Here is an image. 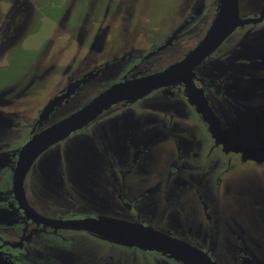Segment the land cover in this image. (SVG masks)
<instances>
[{"label":"rangeland","instance_id":"obj_1","mask_svg":"<svg viewBox=\"0 0 264 264\" xmlns=\"http://www.w3.org/2000/svg\"><path fill=\"white\" fill-rule=\"evenodd\" d=\"M259 2L247 0L244 4V0H240L239 5L244 6L242 11L245 8L247 12H255ZM219 5L220 0L216 13L215 0H0V194H10L14 166L9 162H15L19 150L29 142L44 106L62 93L70 80L100 70L99 79L84 85L68 108L77 110L103 93L121 74L120 65L113 66L112 63L128 56L124 58L126 65L133 68L137 62L136 52L144 55L151 51L154 45L165 42L189 17H195V10L203 9L202 16L194 18L177 42L155 56L148 67L150 74L166 70L199 46L213 19L218 17ZM230 44L241 47L238 52L244 53L248 59L242 61L241 54L231 56L229 67L248 77L234 76L236 83L231 97L238 98V102L245 106L240 110L229 101L231 113L235 115L233 126L229 128L244 133L242 140L249 142L248 145L261 146L264 144V23L250 25L244 32L233 35L198 69L213 62L215 56L223 54ZM106 62L107 68L104 67ZM134 73L131 78L144 75L140 71ZM254 75H258V79ZM172 87L141 92L113 105L84 128L41 154L27 177L36 182V197H40L33 200L28 196L32 207L50 219L110 217L136 223L131 222L132 218L126 213L123 216L107 211L113 206L104 196L97 202L87 201L89 198L85 196L86 212L76 214L64 206V195L60 194L59 200L51 202L47 190L56 183H75L89 193L96 190L101 195L97 182L102 176V164L106 158L95 148L98 146L95 136L98 134L101 140L106 139L107 147L120 154H124L127 148L132 147L135 138L140 137L151 149L154 148L152 154L155 157L151 156L150 162L155 163L152 164L160 158H173L170 154L177 153L174 162L185 166L190 184L203 188V199L200 195L193 199L194 189L184 185L182 196L176 203L157 204V210L150 215L145 210V197L140 194L144 202L138 211L142 220L144 217L147 221L144 224L183 239L179 230L187 225L185 220H193L190 229H200L205 247L211 253L217 249L224 250V264L235 262L234 249L232 252L231 246H227L233 237L239 238L250 253L259 245L258 255L262 259L264 224H259L257 219L264 214V205H258L257 201H264V165H260L258 170L241 165L212 151L208 145H204L205 152L199 157L179 156L180 150L174 149L183 144L180 146L179 141L168 137L159 140L161 136L158 133L164 132L157 119L173 123L170 116L175 117L179 111L187 116L184 110L171 107L175 103L172 98L166 101L174 90ZM224 102L222 99L216 103ZM146 119L150 120L145 123ZM194 119L197 121L198 118ZM186 120H189L188 116ZM199 125L200 130L206 132V126ZM189 146L192 145L186 144V148ZM149 169L162 170V166ZM135 172L140 174L134 186L142 191L148 180L145 169L140 165ZM129 180L128 189L133 187L131 176ZM100 186L104 187L103 184ZM61 190L57 184L56 191ZM59 202L60 205L56 204ZM238 207L248 208V211L238 214ZM204 208L208 211V218L202 217ZM7 233L15 240L24 239L25 248L16 253L17 264H84L88 260L85 258L102 252L115 254L126 264H154L157 259L143 253L162 254L148 247L127 245L84 230L61 229L54 233L46 227L29 226L12 199L2 196L0 240ZM180 263L184 264L183 261Z\"/></svg>","mask_w":264,"mask_h":264},{"label":"flooded vegetation","instance_id":"obj_2","mask_svg":"<svg viewBox=\"0 0 264 264\" xmlns=\"http://www.w3.org/2000/svg\"><path fill=\"white\" fill-rule=\"evenodd\" d=\"M215 2H216V13H217L219 0H215ZM246 3L247 0H244V4ZM242 7L241 5H239V15L242 19H251V18L258 19L260 17H262L263 19L259 22L249 23L242 27H239L231 34L229 38H231L235 34H238L239 32L242 31L244 32V30H246L247 27H250V25H254L262 22L264 23V1L260 0L258 4V9L255 12H247L245 8H243L244 11H242ZM202 14H203V9L195 10V17L192 18L189 17L188 20H186L184 23L178 26V28L173 31V33L165 40V42L154 45L151 51L145 53L144 55L136 52L137 55L135 56V58H137V62L133 66V68H130L126 65L127 61H125L124 58H127L128 56H123L121 57L120 60H117L116 62L112 63L113 66L115 64H117L118 66L120 65V69L123 71L114 81V83H112L104 91L111 88L115 84L132 79L131 75L135 74L134 73L135 71H140L141 74L142 73L144 74L142 76H138L137 78L150 75V72H148V67L150 66L149 64L154 60V57L161 54L165 49L172 47L177 42L180 35L186 30V28L191 23V21L196 17H201ZM177 30L180 31L176 35L177 37L173 41V44L164 47L165 44H167L169 39L174 35V33ZM248 36L251 37L252 35H248ZM229 38L226 39L222 44L226 45ZM240 38L241 37H239L238 40ZM162 47L164 48L160 50V48ZM240 48L241 47L238 46L232 47L230 44L223 54L215 56L213 62L205 64L204 66H201L198 69V67L203 63L202 62L195 68L194 75L192 77L172 87L174 90L171 91L166 97V101H168L170 98L174 100L175 103L174 105L171 106L174 110H184L187 116L189 117V120H186L187 116H184L183 113L179 111L175 117L170 116L173 123L165 122L164 120L162 121L159 119L156 120V122H158V125L164 132V133H158V135L161 136L158 138L159 140L168 137L173 140L179 141L180 146L183 144L181 147H176L174 149L176 151L180 150V153H178L179 156L186 155L188 156V158L199 157L200 154H203L205 152L203 151L204 145H208L212 151H217V153H221L224 157L234 160L235 162H239L241 163V165L252 166L255 167V169L257 170L259 169L260 165H264V163H257L254 161L245 160L243 156V152L234 150L235 148H238V150H240L245 148H256L259 146L248 145L249 142L242 140L244 133H240L238 131H235L234 129L232 131L229 128L233 126V121L235 120L233 118L235 115L231 113V107L229 101L232 103L233 106L238 107L240 110L245 106L241 102H238L239 101L238 98L231 97L232 94L231 91L235 90L236 82L234 76L243 75L245 77H248L247 74L242 72H235L233 71L232 68L229 67L230 64L228 60L229 57L231 56L241 54L242 61L248 59L244 53L238 52ZM130 56L131 54L129 55V57ZM108 66H109L108 62L104 63V67L107 68ZM111 68L112 67L108 68L107 70L109 71ZM103 74H101V76ZM99 75H100V70H94L91 74L87 76L84 75L77 76L75 77V79L70 80L67 86L65 87V90L62 93L57 94L56 96L51 98L44 106V108L53 99H56V97L66 94L68 92V87L69 85H71V83L73 84L77 80L87 79L85 83L80 84L78 87L71 88L69 91L70 92L69 97L65 98L63 101H60L61 103L56 104L48 114H45V118L42 121V123H40V119H39L38 126H35L34 130L30 134V140L36 134L44 131L45 129L51 127L52 125L60 122L61 120L68 117L72 113L81 109L82 107L77 110L75 109L69 110L68 108L71 105V103L82 92L81 88H83V86L88 84L89 82L98 80ZM257 77L258 75H254L255 79H258ZM222 99L225 101L223 104L216 103V102H220ZM44 108L39 118L43 115ZM219 108L222 109V112L219 110ZM204 113H211L212 116H214V118L217 120V123L215 124L213 123L215 128L210 124L208 119H205ZM196 117L198 118L197 121H195L194 119ZM149 120L150 119H146L144 120V122L147 123ZM199 123L200 124L202 123L206 126V132L200 130L201 126L199 125ZM216 124L218 125V127ZM88 137L93 138L92 136H88ZM95 137H96L95 140L98 144V146L95 148L106 158V160L102 164V172H101L102 176H99V180L97 182V185L101 188V195L96 190L89 193L87 190L80 188L75 183H68L66 185H62L61 183H56V185L57 184L60 185L62 190L61 192H57L56 185H53L50 190L48 188L47 196H49L51 202L53 199L57 200L60 194H62L65 196L63 201L64 206L68 207L70 212H75L76 214H78V213L86 212L85 211L86 200L84 198L85 196L89 198L87 201H96V202L97 200H100V198L104 196L106 201L108 203H111V206H113L107 211L114 214L120 213L123 216L124 213H126L128 216L132 218L131 222L144 224V221H146V219L143 217L144 219L143 221L142 217L140 216L141 214L138 211L139 210L138 208L142 206L141 202H144L143 198L141 197L142 195L140 194H143V196L145 197L147 203L145 210L149 215L154 214V212L157 210V204L165 203L166 205H168V204L176 203V201L180 199L182 196L181 192L184 190V185H187L189 189H194L195 193L191 191L193 193V199L194 196L197 195H200L201 199H203L202 196L203 188H198L195 185L193 186L192 184H190L189 176L184 169L185 166H180L174 162L177 153L170 154L172 155L173 158H169L167 160L160 158L156 164H152L155 163V162H150L152 160L151 156L155 157V155L152 154V150L154 148L152 147L151 149V146L148 145L147 142H144L140 137L135 138L132 147L127 148L124 154H120L116 150L107 147V140L106 139L101 140L98 137V134ZM217 140H219V142ZM188 143L192 146L186 148V144ZM196 145H200V147L197 148ZM167 148L173 150V148H171L169 145H167ZM1 149L2 148L0 147V151ZM20 151L21 150H19V152L15 156V162L14 161L9 162L14 166L12 181H10L11 182L10 194L8 195L0 194V197L2 196L9 197L10 199H12L16 209L21 214L22 218L26 220L27 225L30 226L34 224V226L38 225L42 228L46 227L48 229L53 230L54 233H57L59 230L65 228L47 225L44 223V220H52L54 222H58V221L60 222V221H67L74 219L97 218V217H85V218L50 219L43 217L39 212H37L32 207V203L28 197L31 196L33 200H37L40 198V197H36L37 196L35 190L37 186L36 182L29 178L27 179L29 173H27L24 181V196L23 197L17 196L15 194V189H14V175L19 160ZM1 156H2V152H0V159H2ZM1 161L2 160H0V162ZM162 162H165V164L164 165L160 164ZM140 165L142 166L143 169H145L144 173L148 178V180L145 182V188L142 191L138 190L136 186H134L137 183L136 177L140 174V173L139 174L136 173L135 169ZM159 166H162V170L149 169V167H159ZM153 170L156 171L157 173L153 172ZM152 175H155V177L153 178ZM170 175H172V177H170ZM130 176L133 187H130V189H128L127 183L131 182L129 180ZM250 181L253 180L250 179ZM101 184H103L108 191L104 187L100 186ZM86 193L89 194L85 195ZM171 194H176V195L172 196ZM239 194L241 193L239 192ZM56 204L60 205V202ZM257 204L264 205V201L259 199V203L257 201ZM24 206L25 208L27 207V211L24 208ZM163 208L164 207H162V209ZM246 211H248V208L240 209V207H238L237 212L238 214L243 215ZM148 214L147 216H149ZM202 217L208 218V211L207 209L205 210V208L202 211ZM121 220L127 221L125 219H121ZM185 221L187 222V225H184V227H182L179 230V233L181 234V237L183 239L175 237L167 232L164 233H167L175 238H178L190 244L193 247H196L204 254L208 255L215 263L224 264V261L222 259L224 256V250L217 249L214 254L211 253L205 247V244L203 242L204 237L201 235L200 229L198 228H193L192 230L190 229L193 220L187 219ZM257 222L261 225L264 224V214H262L261 217L257 219ZM144 225L147 226L146 224ZM5 236L6 237L4 239L0 240V258L11 264H17L16 253L21 252L25 248L24 239L15 240L13 236H11L8 233L5 234ZM233 238L234 240L231 238L227 246L229 245L231 246V248L229 249H231L232 252L234 249L233 252V259L235 261L234 264L264 263V257H262V259L259 257L260 254L258 253L259 251L257 249L259 245H257L255 249H252V253H250L248 252L244 243L239 238L236 237ZM120 249L121 248H118V251H120ZM128 249L135 250L134 248H130V247H128ZM143 254L146 255L147 257H151V258L153 257L154 259L156 258L157 261L154 264H181L176 262L174 259H171L157 252H144ZM157 255H160V258H158ZM85 259L88 260H86L84 264H126V261L121 260L119 257H116L115 254H105L103 252L95 253L91 255L90 258H85ZM68 264H76V263L69 262Z\"/></svg>","mask_w":264,"mask_h":264},{"label":"water","instance_id":"obj_3","mask_svg":"<svg viewBox=\"0 0 264 264\" xmlns=\"http://www.w3.org/2000/svg\"><path fill=\"white\" fill-rule=\"evenodd\" d=\"M262 19V17L258 19H242L239 15V0H221L218 17L213 21L206 36L198 47L178 63L164 71L145 77L132 78L113 85L78 111L36 134L23 146L19 154L14 175L15 194L21 197L24 196V181L26 175L36 159L47 149L66 139L72 133L84 128L103 112L119 102L133 98L141 92L175 86L188 80L194 75L195 68L213 53L236 29L249 23L259 22ZM216 25L217 27L214 30ZM179 31L177 30L174 33L164 47L173 44ZM164 47L160 48V50ZM86 81L87 79H81L73 84L71 83L66 94L53 99L44 108L43 115L40 117V123L44 120L45 114H48L56 104L61 103L60 101L69 97L71 88L78 87ZM204 114L205 119H208L210 124L215 128L213 123H217V120L214 116L211 113ZM217 141L219 142V140ZM234 150L243 152L245 160L264 163V145L240 150L235 148ZM25 209L27 211V207ZM44 223L65 229L88 231L106 238H114L127 245L133 244L148 247L163 252L176 260L183 261L185 264H217L196 247L153 227L145 226L144 224L130 223L109 217L74 219L60 222L44 220ZM129 237L140 238L143 241L133 240ZM0 264L11 263L0 258Z\"/></svg>","mask_w":264,"mask_h":264},{"label":"crops","instance_id":"obj_4","mask_svg":"<svg viewBox=\"0 0 264 264\" xmlns=\"http://www.w3.org/2000/svg\"><path fill=\"white\" fill-rule=\"evenodd\" d=\"M172 196H174V195H176V194H171ZM162 253V255H164V256H167V257H169V258H171V259H174L176 262H178V263H180V260H176L175 258H172V257H170V256H168V255H166V254H164L163 252H161ZM184 263V262H183ZM185 264V263H184Z\"/></svg>","mask_w":264,"mask_h":264},{"label":"bare ground","instance_id":"obj_5","mask_svg":"<svg viewBox=\"0 0 264 264\" xmlns=\"http://www.w3.org/2000/svg\"><path fill=\"white\" fill-rule=\"evenodd\" d=\"M216 27H217V25L214 27V30L216 29ZM129 238H132L133 240H142L143 241V239H140V238H133V237H129Z\"/></svg>","mask_w":264,"mask_h":264}]
</instances>
